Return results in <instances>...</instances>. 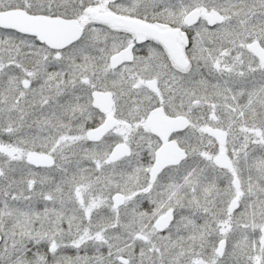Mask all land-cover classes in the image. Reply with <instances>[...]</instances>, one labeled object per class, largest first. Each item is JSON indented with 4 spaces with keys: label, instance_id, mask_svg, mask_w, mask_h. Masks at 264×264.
Here are the masks:
<instances>
[{
    "label": "snow or ice",
    "instance_id": "snow-or-ice-1",
    "mask_svg": "<svg viewBox=\"0 0 264 264\" xmlns=\"http://www.w3.org/2000/svg\"><path fill=\"white\" fill-rule=\"evenodd\" d=\"M0 264H264V0H0Z\"/></svg>",
    "mask_w": 264,
    "mask_h": 264
}]
</instances>
